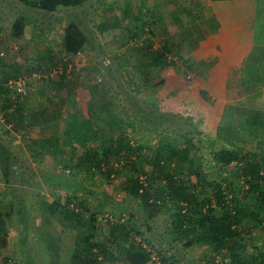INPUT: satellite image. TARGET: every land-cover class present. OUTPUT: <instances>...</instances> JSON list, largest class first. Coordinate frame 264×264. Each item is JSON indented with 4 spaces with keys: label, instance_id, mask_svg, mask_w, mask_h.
<instances>
[{
    "label": "trees",
    "instance_id": "16d2710c",
    "mask_svg": "<svg viewBox=\"0 0 264 264\" xmlns=\"http://www.w3.org/2000/svg\"><path fill=\"white\" fill-rule=\"evenodd\" d=\"M14 1L31 9L53 13L59 7H78L90 0ZM26 26L22 16L16 17L10 26V38L14 41L22 39ZM38 31L41 33L42 29ZM62 42V53L66 60L52 56L49 51L22 67L16 62L8 64L4 61L6 58L0 57V112L5 122L0 130L3 136L20 133L25 128L24 96L10 90L8 83L33 74L40 76V81L54 82L53 77H50L54 70L61 71L55 76L64 78L68 59L84 50L88 37L78 25L71 22L64 26ZM3 46L0 35V50ZM119 79L114 77L119 89L116 94L120 96L117 99L123 105L126 101L132 103L128 90ZM241 79L245 93L252 94L257 86H264V47L256 45L253 48L243 66ZM136 101L140 103L136 99L134 103ZM135 107L143 109L138 104ZM160 115L159 119L164 117L169 125L159 127L163 133L158 135L153 148L136 144L126 132H120L99 147L85 150L80 156L74 153L62 156L59 167L64 173L68 171L74 176L86 178L92 175L100 180H109L115 167L121 165L128 174L124 191L137 203L147 229L150 230V224L159 215L167 214L170 222L163 242L168 249L153 245L147 251L143 243L132 237L134 233L139 234L132 216L127 220L107 219L106 228H101L96 213L90 211L84 200L71 195L63 199L56 195L52 201H42L39 209L52 222L73 229V246L67 264H179L175 255L170 254L174 245L183 251L194 247L206 248L212 256L210 262L205 264H264V251L253 246L254 252L249 253L247 241V238L253 240L250 235L252 228L264 224V149L258 156L243 150L240 153L219 155L215 157L216 166L212 170H209L208 162L206 165L202 163L201 157L205 139L208 155H213L210 151L218 140L236 144L254 141L264 147V133L260 126V121L264 122V111L227 104L215 137L205 139L200 137L201 132L192 127L188 118ZM146 118L144 113L131 109V125H139L146 130V124L151 121ZM180 121L183 126H180ZM155 132L158 130L155 129ZM68 143V139H64L61 148ZM26 146L34 161L47 153L53 156L60 153V147L49 142ZM12 152L11 148L0 144V180L4 185L0 202V264L15 263L2 257L1 251L6 246L12 214L16 213L25 225L22 219L26 206L19 187L24 188L31 183H24L23 172L18 174L17 161ZM232 164L233 181L221 180L220 174L216 178L214 171ZM130 173L134 175L130 176ZM240 184L243 185L241 191L237 188ZM144 241L149 245L146 239ZM27 252L16 264L35 263L33 256ZM153 253L156 260L152 259ZM52 257L46 264H59L58 259ZM216 257H221V261L216 262Z\"/></svg>",
    "mask_w": 264,
    "mask_h": 264
},
{
    "label": "crops",
    "instance_id": "0c3cea01",
    "mask_svg": "<svg viewBox=\"0 0 264 264\" xmlns=\"http://www.w3.org/2000/svg\"><path fill=\"white\" fill-rule=\"evenodd\" d=\"M117 2L124 31L91 33L87 50L70 59L85 53L93 56L90 42L99 43L94 47L101 50L105 66L109 67L106 57L112 56L123 73L130 76L134 90L145 93V102L172 115L191 112L196 123L215 124V134L227 104L241 105L244 98L264 94V86H257L252 94L245 93L241 79L253 48L264 47V0H104L100 6L94 1V10L103 18H111ZM101 20L95 27L103 24ZM65 25L54 40L55 47L52 40L48 44L38 38V44L34 36L24 33L17 41L23 43L25 58L16 63L26 67L24 59L32 63L49 51L52 56H63ZM129 27L133 28L131 32L127 31ZM111 42L116 47H111ZM7 62L13 64L15 60ZM69 64L65 77L54 76V82L26 76L29 82L22 103L25 128L10 134L20 144L15 147L21 142L57 144L60 153L55 154L61 159L72 153L80 156L125 132L123 105L106 86L103 71L86 69V64ZM64 139L69 143L61 148ZM21 155L27 156L25 152ZM45 156L37 157L35 162ZM0 184L3 185L1 180ZM250 235L253 241L257 239L255 233ZM261 250L264 251V234Z\"/></svg>",
    "mask_w": 264,
    "mask_h": 264
},
{
    "label": "rangeland",
    "instance_id": "374dc122",
    "mask_svg": "<svg viewBox=\"0 0 264 264\" xmlns=\"http://www.w3.org/2000/svg\"><path fill=\"white\" fill-rule=\"evenodd\" d=\"M94 1L98 2L99 6L104 2V0H91L78 7H59L55 12L48 13L25 7L14 0H0V35L4 44L0 52L5 51L6 53L4 56L6 59L3 58L4 61H7V59H13L16 62L17 60L23 61L22 58H25L21 47L23 43L20 41V44L9 36L12 21L18 16H22L25 20L27 26L25 27L24 33L26 35L34 36L35 42H37L36 40L38 38L40 41L42 39L43 42L46 40L45 42L48 44L50 43V40H52L54 47L56 43L54 40L61 35L62 26L71 22L78 25L85 35L90 38L95 32L102 33V31H108L117 34L119 30L124 31L125 26H123L122 22L120 23L119 12L117 11L118 2L114 5L115 8L113 7V10L111 11L114 16L107 19L106 17L103 18L100 12L94 10ZM100 19H103L101 20L103 24L95 27L96 22L100 21ZM90 20L93 21L92 24L90 23ZM40 28L42 29L41 33L38 32ZM132 30V27L127 29L128 32H131ZM111 37H114V35L112 34ZM48 38L50 39L47 40ZM37 43L40 44V42ZM90 44L94 48L93 56L85 53L83 57L80 56L78 58L68 59V63L76 62L77 65L86 64V69L89 68L91 70L90 67H95L98 72L102 70L103 74H101V77L104 79L106 86H108L114 98H116V96L120 98V96L116 94L119 89L117 88L118 83L114 80V77L116 76L117 78H120V83L128 90L129 93L127 94H129L130 98L133 100L132 103H127L128 101H126L125 105L122 104L125 111V132L136 144L153 148L156 145L158 135L163 133L161 132L162 128L159 127L161 125V127H163V125H169L168 121H164V117L159 119V116H161L160 114L169 116L168 112H164L162 110L163 108L156 107L153 104L147 103V101L145 102L143 99L145 93L143 94L140 93L143 91L136 92L134 90L130 76H126L121 68V71H119V73L117 72V61L113 59L112 56L106 57L109 62V67L107 68L103 63L105 59L102 58L101 50L94 47L95 45H99V43L97 44L91 40ZM88 45L89 44H86L84 50H87L89 47ZM13 46H16L18 50L13 51ZM110 46L116 47V43L111 42ZM112 51L113 50H111V53ZM58 57L66 60V57L62 55ZM24 61H26L24 63L28 64L27 62H29L30 59H24ZM107 69H109V72H107ZM259 96L261 97L258 98L256 96H251L248 99L244 98L245 101L243 99V101L239 103L243 107H252L255 110L264 111L263 92H261ZM135 99L139 100L140 103H137V101L134 103ZM137 104L142 106L143 109H137L135 107ZM131 109L147 115L146 119L151 120L150 123L146 124L148 125V129L145 130L139 125L135 126L130 124ZM191 114V112H189V115L185 112V115L181 114L179 116L188 118L192 122V127L201 132V138H214L215 124L208 125L202 121L196 123L197 118L194 115L191 116ZM197 117L199 118V116ZM203 121L205 120L203 119ZM260 123L262 133H264V122L260 121ZM180 126H183L181 121ZM155 129H157L158 132H155ZM12 136L13 135L8 137L3 136L0 130V144L13 150L12 153L17 161L16 167L18 174H22L23 172L22 178L24 183H31L28 184L30 186H23L24 188L19 187L20 196L22 200H24V205L26 206L25 217L22 219L24 220L25 225L16 213L12 214L10 226L7 229L5 239L6 246L3 247L1 251L2 257L8 258L16 264L18 263V260H21L24 253L28 251L33 256V261L35 263L30 259L29 261L34 264H46V261L49 260L50 256H53L52 258L54 259L57 258L59 264H67L73 246V229L70 226H62L56 221L52 222L49 217L44 216L39 209V204L42 201H52L56 195L61 196L63 199L67 195H71L84 200L90 211L96 213L97 221L101 228H106L107 219L116 221L117 219L122 218L127 220L129 216H132L134 218L135 229L139 232V234H132L134 239L139 240L143 244H146V241H144V239H146L151 247L153 245L158 247L162 245L161 247L165 248V250L168 249L167 244L163 242L164 239L166 240L165 234L170 222L167 214L163 213L159 215L158 218L150 224V230L147 229L137 203L124 191L126 184L125 179L128 177V174L122 170L121 165L115 167L114 174L109 180H100L92 175L86 178L79 175L74 176L70 172L65 171L64 173V171L60 169L59 155L53 156L48 154L38 162L33 161L28 154L27 147H25L26 144L21 142V146L15 147L20 144L18 139L16 140L12 138ZM207 145L208 143L205 139L202 144L201 157L203 164L206 165V162L209 163V170H212L214 166H216L215 157H218L219 155H226L231 152L240 153L242 152L241 150H243L244 152L248 151L254 156H258L261 150L264 149L263 146H259L254 141H245L236 144L218 140L210 151L213 155H208L209 151ZM22 152H25L27 156L22 157ZM233 168L234 164L229 167H220V170L213 171L216 178L220 174L221 180L226 179L227 181H233ZM146 169L150 170L148 168ZM130 174V176L134 175V173ZM237 188L241 191L243 185L240 184ZM3 189L4 185L0 184V202H2L3 199V196L1 195ZM240 191H238V194ZM251 232L256 234L257 239L251 241L247 238L249 253L254 252L253 246L261 249L264 225L252 228ZM48 247L50 249H48ZM170 251V254L175 255L178 259L179 264H205L206 262H210L212 256L209 250L203 247H194L188 251H183L181 248L174 245V249ZM50 252H52V254H50ZM220 261L221 257H216V262Z\"/></svg>",
    "mask_w": 264,
    "mask_h": 264
},
{
    "label": "built area",
    "instance_id": "2783aa9c",
    "mask_svg": "<svg viewBox=\"0 0 264 264\" xmlns=\"http://www.w3.org/2000/svg\"><path fill=\"white\" fill-rule=\"evenodd\" d=\"M12 50L13 51H17L18 48L16 46H13L12 47ZM5 51H1L0 52V57H3L5 56ZM70 64L68 65V69L70 68ZM55 74H61V71H57V70H54L52 73H51V76L50 77H54ZM31 79H35V80H39L40 79V76L38 75H35L33 74ZM27 82H29L28 78L27 77H20L18 78L17 80L15 81H10L8 83V87L10 88V90H12L13 92L16 91V94H20L22 96H25L27 94ZM5 122H4V117H3V114L0 112V125H4ZM7 128H9V126H7ZM143 247L147 250V251H150L151 250V246L150 245H146V244H143ZM152 259L153 260H156V256L154 255V253L152 254Z\"/></svg>",
    "mask_w": 264,
    "mask_h": 264
}]
</instances>
